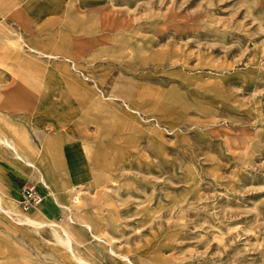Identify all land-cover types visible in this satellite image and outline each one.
I'll list each match as a JSON object with an SVG mask.
<instances>
[{
  "label": "rangeland",
  "instance_id": "1",
  "mask_svg": "<svg viewBox=\"0 0 264 264\" xmlns=\"http://www.w3.org/2000/svg\"><path fill=\"white\" fill-rule=\"evenodd\" d=\"M0 116V264H264V0H0Z\"/></svg>",
  "mask_w": 264,
  "mask_h": 264
},
{
  "label": "crops",
  "instance_id": "2",
  "mask_svg": "<svg viewBox=\"0 0 264 264\" xmlns=\"http://www.w3.org/2000/svg\"><path fill=\"white\" fill-rule=\"evenodd\" d=\"M26 7H28V6L26 5ZM29 9L30 8H26V10L30 11ZM17 11L19 12L20 9H18ZM5 13H3V15H4V17H7V12H5ZM16 15H17L16 13L15 14L12 13L11 18L14 19L16 17ZM30 48L33 49L34 51H36L37 53L41 52L37 47L30 46ZM50 56L52 57L53 55H50ZM7 109H8V107H7ZM60 115H61V112L58 111V113H56V116L54 118H52V117L49 118V117L46 116L45 120L48 123L50 122L51 127L58 126V127L61 128V127L64 126V123L61 122V119L63 121H65V119H63V117H60ZM18 116L20 118H22V119L27 118V117L24 116V114H22V115L19 114ZM0 119L5 120L6 118H5V116H0ZM24 123H25V125H27V123H28L27 119L24 121ZM7 128H8V130H7ZM0 132H2V135L0 136V144L4 145L6 148H9L7 146V140H9L14 145V147L16 148V150H14V149L12 150L11 148H9L11 150V152H12L11 157H13L15 159L16 163H18L19 165H21L23 167H27V166H24L22 164V162L19 161L14 156V154H15V152H18V153H20V155L23 157L24 160H26V161L30 160L29 156L24 151L23 145H22V142H26V143L30 142L29 139L27 138L28 135L27 134H23V132L21 131V128L19 126H17L16 124H14V123H7L6 124V120L4 121L3 127L0 128ZM19 139H20V141H19ZM33 168L34 169L36 168L35 163H34ZM37 178L40 181H42V182H44L46 184L45 174H43V172H38ZM37 190L44 196V192L41 191V189L37 188ZM75 199L76 200L78 199V194H75L74 200ZM55 203H56V201L54 199H51V204L56 205Z\"/></svg>",
  "mask_w": 264,
  "mask_h": 264
},
{
  "label": "built area",
  "instance_id": "3",
  "mask_svg": "<svg viewBox=\"0 0 264 264\" xmlns=\"http://www.w3.org/2000/svg\"><path fill=\"white\" fill-rule=\"evenodd\" d=\"M44 200V196L37 190L36 186H26L20 199L23 210L29 211L39 205Z\"/></svg>",
  "mask_w": 264,
  "mask_h": 264
},
{
  "label": "bare ground",
  "instance_id": "4",
  "mask_svg": "<svg viewBox=\"0 0 264 264\" xmlns=\"http://www.w3.org/2000/svg\"><path fill=\"white\" fill-rule=\"evenodd\" d=\"M7 144H9L10 146H14L11 142L7 141ZM26 164L30 165L32 167L33 163L31 161H25ZM34 166V165H33ZM13 212V211H12ZM21 216H23V214H21ZM22 220H25V221H29L30 223L32 224H36V223H39V221H37L36 218L34 219H29L27 216L22 219ZM67 243H69V240H66Z\"/></svg>",
  "mask_w": 264,
  "mask_h": 264
}]
</instances>
